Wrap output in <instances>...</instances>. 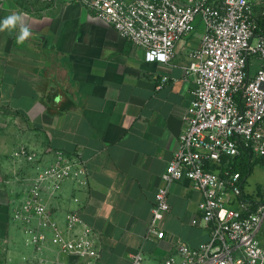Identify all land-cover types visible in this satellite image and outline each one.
I'll use <instances>...</instances> for the list:
<instances>
[{
    "label": "crops",
    "instance_id": "crops-1",
    "mask_svg": "<svg viewBox=\"0 0 264 264\" xmlns=\"http://www.w3.org/2000/svg\"><path fill=\"white\" fill-rule=\"evenodd\" d=\"M13 13L24 14L32 34L18 44V28L0 32V264L17 263L27 251L11 217L24 185L19 177L33 175L13 156L21 145L46 163L56 151L79 152L85 160L88 185L69 180L49 200L60 218L78 209L94 229L100 256L91 264H130L142 246L146 264H164L179 243H205L203 195L189 180L170 188V210L159 222L165 236L145 239L193 99L195 83L185 71L202 44L203 23L176 42L170 63H161L147 61L144 48L78 2L0 0V21ZM44 253L56 264L89 263L62 257L51 242Z\"/></svg>",
    "mask_w": 264,
    "mask_h": 264
},
{
    "label": "built area",
    "instance_id": "built-area-1",
    "mask_svg": "<svg viewBox=\"0 0 264 264\" xmlns=\"http://www.w3.org/2000/svg\"><path fill=\"white\" fill-rule=\"evenodd\" d=\"M65 1L82 4L144 48L147 61L161 63L172 61L176 42L191 34L197 19H202V44L191 51L185 71L195 83L193 99L184 116L180 147L162 174L145 239L165 236L159 222L170 210V188L189 180L203 195L199 210L209 238L197 247L179 243L164 264H264V243L259 238L264 201L257 192L247 193V180L231 168L242 155L264 161V32H255L257 15L264 16V0ZM255 59L258 66L252 74ZM13 156L33 175L19 177L24 185L11 205L12 220L24 234L27 251L10 264H56L44 253L47 242L62 257L76 255L88 264L97 261L96 233L80 211H66L60 218L49 200L69 180L88 185L89 168L80 153L56 151L54 161L46 163L40 153L21 145ZM130 264H146L144 246Z\"/></svg>",
    "mask_w": 264,
    "mask_h": 264
},
{
    "label": "rangeland",
    "instance_id": "rangeland-1",
    "mask_svg": "<svg viewBox=\"0 0 264 264\" xmlns=\"http://www.w3.org/2000/svg\"><path fill=\"white\" fill-rule=\"evenodd\" d=\"M199 20L203 23L202 19L198 18L196 21L197 25ZM257 66H258V60L255 59L253 60V64H251V68H250L252 74H255ZM245 191L247 193H253V194H255L256 192L257 193L260 192L261 197L264 195V161L263 160H259L255 163L252 174L247 178ZM259 238L264 243V222L262 224V228L259 233Z\"/></svg>",
    "mask_w": 264,
    "mask_h": 264
},
{
    "label": "clouds",
    "instance_id": "clouds-1",
    "mask_svg": "<svg viewBox=\"0 0 264 264\" xmlns=\"http://www.w3.org/2000/svg\"><path fill=\"white\" fill-rule=\"evenodd\" d=\"M17 28L19 31L16 36V42L23 44L32 34L29 26L24 23V14L13 13L0 21V32L5 30L12 32Z\"/></svg>",
    "mask_w": 264,
    "mask_h": 264
},
{
    "label": "trees",
    "instance_id": "trees-1",
    "mask_svg": "<svg viewBox=\"0 0 264 264\" xmlns=\"http://www.w3.org/2000/svg\"><path fill=\"white\" fill-rule=\"evenodd\" d=\"M256 34H260L264 32V16L257 15V26L255 28ZM262 159H254L250 158L249 156H240L235 163L232 165V170L235 172H239L242 175V179L244 181L247 180V178L252 174L254 165L257 161ZM258 195H260V192H258ZM261 196V195H260ZM262 201H264V195L262 196Z\"/></svg>",
    "mask_w": 264,
    "mask_h": 264
}]
</instances>
